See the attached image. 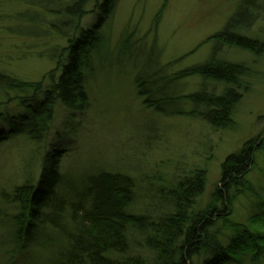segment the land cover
<instances>
[{
  "label": "rangeland",
  "instance_id": "1",
  "mask_svg": "<svg viewBox=\"0 0 264 264\" xmlns=\"http://www.w3.org/2000/svg\"><path fill=\"white\" fill-rule=\"evenodd\" d=\"M42 1L0 0V73L21 82L39 83L46 90L52 86L50 75L58 71V55L76 34L72 28L61 27L59 22L64 17L56 12L74 0H50L46 8ZM243 1L118 0L115 3L101 29L98 54L92 55L93 75H86L88 108L69 113L57 105L49 133L40 144L24 138L6 139L0 144V253L10 249L2 264H26L30 258L35 264L42 257L37 252L40 250L37 243L12 253L15 246L9 220L16 215L17 207L4 200V196L23 184H34L44 156L54 149L62 154L59 167L64 180L57 194L66 203L64 217L70 215L68 205L74 201L73 194L87 185L88 178L116 172L134 181V202L129 212L156 221L169 213L166 196L175 184L195 171L206 175L204 193L195 206L196 210H203L215 188L220 186L222 164L250 142L254 145L253 165L245 180L246 189L242 187L234 194L230 219L250 229L251 234L264 235L263 215L256 224H250V219L264 209L261 203L264 202V13L245 32L261 45L260 51L250 53L209 42L210 37L224 31ZM260 6L264 7V1ZM97 14L92 0L85 7L80 28L89 29ZM213 57L220 62L242 65L246 71L232 123L223 129L213 128L199 117L177 115L196 109L179 97L187 99L200 90L219 93L221 85L196 76L169 83L178 73L203 65ZM142 76H151L148 84L157 82L163 88L162 98L153 86L142 92L151 102L161 101L157 108H164L165 115L149 109L144 103L147 97L137 94L135 80ZM58 77L59 72L53 80ZM33 95L31 88L22 93L0 92L1 133L9 131L3 114H27V110L19 107V96L28 100ZM175 96L173 102L171 98ZM166 98L170 100L162 101ZM218 228L219 241L226 247L235 232L227 227L223 229L221 222ZM131 235L129 244L133 246L130 244L127 256H141L144 264L150 262V251L142 246L137 234ZM202 259L201 255L193 262L200 264ZM241 262L264 264V251L258 257L245 253Z\"/></svg>",
  "mask_w": 264,
  "mask_h": 264
},
{
  "label": "trees",
  "instance_id": "2",
  "mask_svg": "<svg viewBox=\"0 0 264 264\" xmlns=\"http://www.w3.org/2000/svg\"><path fill=\"white\" fill-rule=\"evenodd\" d=\"M91 1L74 0L70 6L56 10L64 17V21L59 22L61 27L72 28L76 35L58 55V71L50 75V88L44 90L39 83L21 82L0 73V92L22 93L29 88L34 92L28 100L19 96V107L27 110V114H3L9 131L0 132V144L14 138L40 144L49 133L57 105L69 113L83 112L88 108L86 75L92 74L90 62L92 55L98 54L101 47V29L118 0H93L98 14L95 23L84 30L80 28V22L85 7ZM261 1L264 0H244L224 31L210 37L209 42L250 53L260 51L261 45L248 38L245 32L264 13ZM50 2L43 0L40 3L46 8L45 4ZM61 27L58 28L60 31ZM57 72L59 77L53 80ZM245 72L242 65L220 62L213 57L203 65L178 73L169 80L170 84L196 76L221 85L222 90L219 93L200 90L187 99L179 97L196 109L186 114L178 112L177 115L199 117L217 129L229 127L234 108L240 100ZM149 78L151 76H142L135 80L137 94L145 96L142 91L153 86L157 96L161 97L163 88L157 86V82L149 85ZM161 80L166 81L164 77ZM145 97L144 103L150 106L149 109L165 115L164 108H157L161 101L151 102L148 96ZM171 100L176 101V96ZM251 144L245 143L238 153L222 164L220 186L215 188L203 210H196L195 206L204 193L206 175L203 171H195L175 184L166 196L168 203L165 206H169V213L156 221L129 212L134 202V181L116 172L98 173L88 178L87 185L73 194L74 201L68 205L70 215L64 217L66 203L57 194L64 180L59 167L62 154L57 149L51 150L44 156L34 184H23L4 196V200L17 207L16 215L9 220L13 228L11 240L15 246L12 253L37 243L39 246L36 244V247H40L37 252L42 257L35 264H144L141 256H127L132 245L129 244L131 234H137L142 246L152 254L146 264H194L193 260L201 255L200 264H242L241 257L245 253L258 257L264 251L261 250L264 235L251 234L250 229L230 219L234 194L247 187L245 180L253 165L254 145ZM261 203L264 207V202ZM262 215L264 217V209L252 217L256 220L250 219V224H256ZM220 222L223 229L227 227L235 232L226 247L219 241ZM8 251L0 253V264L4 263ZM28 261L26 264H33L31 258Z\"/></svg>",
  "mask_w": 264,
  "mask_h": 264
}]
</instances>
